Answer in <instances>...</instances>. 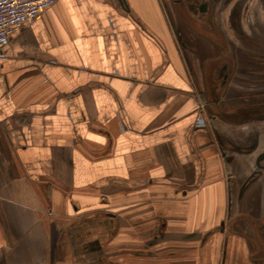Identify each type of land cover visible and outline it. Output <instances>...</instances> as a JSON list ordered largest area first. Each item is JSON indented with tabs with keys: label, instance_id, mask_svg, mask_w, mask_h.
<instances>
[{
	"label": "crops",
	"instance_id": "1",
	"mask_svg": "<svg viewBox=\"0 0 264 264\" xmlns=\"http://www.w3.org/2000/svg\"><path fill=\"white\" fill-rule=\"evenodd\" d=\"M234 1L56 0L11 33L0 264H260L214 232L264 219V56L244 31L261 50L264 1L245 23Z\"/></svg>",
	"mask_w": 264,
	"mask_h": 264
},
{
	"label": "rangeland",
	"instance_id": "2",
	"mask_svg": "<svg viewBox=\"0 0 264 264\" xmlns=\"http://www.w3.org/2000/svg\"><path fill=\"white\" fill-rule=\"evenodd\" d=\"M215 1H217V0H215ZM220 1L224 2V0H220ZM234 2H237V0H235ZM240 2L243 5V6L240 5V7H241L242 10H244L243 11L244 13L241 10V15L243 13L242 17L244 16V18H243L244 19V23H245V21H249V20L253 22L254 19H255V16L258 15L253 10L254 9V5H255L254 1L250 0L249 1L250 4H249L248 0L246 2H244V0H240ZM251 3H252V6H251ZM233 6H235V7H233ZM249 6H251V7H249ZM232 7L237 11V7H238L237 3H236V5H231L230 8H232ZM214 8H216V7L213 6L212 9H214ZM244 8H246V9H244ZM215 15H216V13L214 12L213 13V20H215V18H216ZM229 15H230V18H231L230 21H232L233 24H234L238 20V13L235 12V13L231 14V13H229V11L227 12V9H226V12H222V17H224V19H228ZM259 20H261V22H264V14H263V18L261 17V19H259ZM191 21L194 22L192 19H191ZM232 27H233V29H230V31L228 32L229 33L228 36H230L231 39L234 40V38L237 37V36L239 37V35L236 33V32H238V29L235 28L236 26H232ZM234 28H235V30H234ZM244 28H245L244 31H245L246 36L250 35L251 38H252L251 41H250L251 43L249 44L251 52L249 53V51H248L247 54L251 55V57H254L255 47H257L259 52H261V54L264 56V41H263V43L261 42V46L262 47H261V50H260L258 48V44H260V42H258V41H256L254 39L255 38V32H251L250 28H247V27H244ZM261 33H262V35H258L260 38H262V36L264 37V27L262 28V32ZM241 35H243V34H241ZM242 44L235 43V45H233L234 48H232V50L236 53L237 50H239V48H240V51L244 52L243 50H244L245 46H244V44L243 45ZM205 108H206V105H205ZM232 111L233 112L236 111L237 116H241L243 118H246V117L249 118L250 115H255V116L257 115V117H258V115L260 114L254 108H249L248 106L246 108H241L240 110L239 109H236V110L232 109ZM262 114L264 115V113H262ZM231 218L232 219L230 221L229 220H225L224 221V225L223 226H219V228H217V230L214 231V232H218L219 229H221V228H224L226 230L225 231L226 232V236H225L226 245L228 244L227 243V240L229 238L228 237L229 235H227L228 233H231L232 235H234V234H236V235H239V234L247 235L246 239L248 241V245L250 247V250L252 251L251 252V258L255 259V260H259L260 264H264V219H253V217L252 218L248 217L249 219L246 217V219H244V217L241 216V215L240 216L235 215L234 217H231ZM202 238L203 237H199V242H198L199 247L201 246ZM233 238L235 240V244H238V242H237L238 241V237H232L231 239H233ZM222 240H224V237H222ZM215 243L218 245L217 242H214V238L208 237V239H206V241H205V245H203L204 247H202V248L205 249L208 244L209 245H216ZM237 249L238 248L236 247V248L233 249L232 252L229 253L230 256H231L230 258L232 260H234V261H238V259H239V258H237L238 257V253H237L238 250ZM115 254L116 253L114 252V256H115ZM182 254H183L182 256H183L184 259H187V258L190 257V255H189L190 253L189 252L184 251ZM124 255H125V253H121V256H124ZM199 255H200V258H201L203 255H205V253L200 252ZM215 255H216V257L214 258L215 259V264H217L218 257L220 256V254L216 253ZM121 256L118 258L117 262H119L118 264H123V263L125 264L126 256L122 257V258H121ZM88 262H89V260H88ZM115 262L116 261H115V258H114V262L113 263L117 264Z\"/></svg>",
	"mask_w": 264,
	"mask_h": 264
},
{
	"label": "built area",
	"instance_id": "3",
	"mask_svg": "<svg viewBox=\"0 0 264 264\" xmlns=\"http://www.w3.org/2000/svg\"><path fill=\"white\" fill-rule=\"evenodd\" d=\"M56 0H0V58L2 49L8 44L12 32L22 24L38 18L45 10L52 7ZM201 120L195 126H204Z\"/></svg>",
	"mask_w": 264,
	"mask_h": 264
},
{
	"label": "water",
	"instance_id": "4",
	"mask_svg": "<svg viewBox=\"0 0 264 264\" xmlns=\"http://www.w3.org/2000/svg\"><path fill=\"white\" fill-rule=\"evenodd\" d=\"M206 6L205 5H203L201 8H200V10H202V11H204Z\"/></svg>",
	"mask_w": 264,
	"mask_h": 264
},
{
	"label": "flooded vegetation",
	"instance_id": "5",
	"mask_svg": "<svg viewBox=\"0 0 264 264\" xmlns=\"http://www.w3.org/2000/svg\"><path fill=\"white\" fill-rule=\"evenodd\" d=\"M185 3V2H184ZM261 159V158H260Z\"/></svg>",
	"mask_w": 264,
	"mask_h": 264
}]
</instances>
